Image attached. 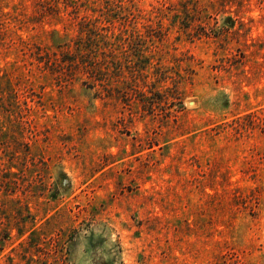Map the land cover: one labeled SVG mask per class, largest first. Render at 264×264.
<instances>
[{"label": "rangeland", "instance_id": "374dc122", "mask_svg": "<svg viewBox=\"0 0 264 264\" xmlns=\"http://www.w3.org/2000/svg\"><path fill=\"white\" fill-rule=\"evenodd\" d=\"M0 264H264V0H0Z\"/></svg>", "mask_w": 264, "mask_h": 264}, {"label": "trees", "instance_id": "16d2710c", "mask_svg": "<svg viewBox=\"0 0 264 264\" xmlns=\"http://www.w3.org/2000/svg\"><path fill=\"white\" fill-rule=\"evenodd\" d=\"M93 32H91L92 34ZM93 35V34H92ZM89 46H83L85 49H89ZM96 47L98 45H95ZM99 47V46H98ZM77 48V46L75 47ZM90 50V49H89ZM52 56L54 57L51 62H47V68L50 71H78L80 73L83 72V74H90V78L94 77L97 79L96 75L97 71L95 69L94 61L91 60V58H83V56L72 55L69 50L62 52L61 54L57 55L55 53H52ZM51 64L55 67H51ZM50 65V66H49ZM100 71V70H99Z\"/></svg>", "mask_w": 264, "mask_h": 264}]
</instances>
